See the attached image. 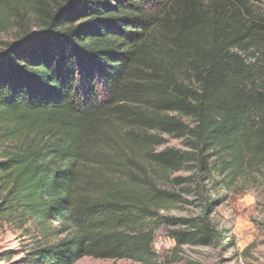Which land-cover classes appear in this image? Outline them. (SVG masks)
<instances>
[{
    "label": "trees",
    "instance_id": "obj_1",
    "mask_svg": "<svg viewBox=\"0 0 264 264\" xmlns=\"http://www.w3.org/2000/svg\"><path fill=\"white\" fill-rule=\"evenodd\" d=\"M0 7L21 29L0 52V218L34 238L28 264H159L162 226L179 252L221 241L216 204L264 169V21L249 2ZM170 139L184 149L161 151ZM185 170L202 213L175 219L185 190L168 187Z\"/></svg>",
    "mask_w": 264,
    "mask_h": 264
},
{
    "label": "rangeland",
    "instance_id": "obj_2",
    "mask_svg": "<svg viewBox=\"0 0 264 264\" xmlns=\"http://www.w3.org/2000/svg\"><path fill=\"white\" fill-rule=\"evenodd\" d=\"M258 21H264V0H247ZM26 22L33 27L36 20L31 10H25ZM20 19L13 12L0 7V52L5 44L14 42L20 34ZM167 147L184 149L182 141L170 139ZM172 178H181L179 184H170L169 190L181 192L186 199L169 213L175 219L197 217L202 213V190L204 184L190 170L182 171ZM213 193V200H217ZM220 201V199H219ZM212 225L221 233V241L210 247L185 246L176 250L168 229L158 231L154 250L159 264H264V169L244 171L226 194L216 204L210 216ZM25 228L0 218V264H28V251L34 243ZM78 264H139L131 261H112L84 258Z\"/></svg>",
    "mask_w": 264,
    "mask_h": 264
}]
</instances>
